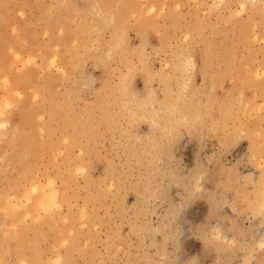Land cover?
Segmentation results:
<instances>
[{"label":"rangeland","instance_id":"374dc122","mask_svg":"<svg viewBox=\"0 0 264 264\" xmlns=\"http://www.w3.org/2000/svg\"><path fill=\"white\" fill-rule=\"evenodd\" d=\"M0 25L25 80L0 72V264H264V0H0Z\"/></svg>","mask_w":264,"mask_h":264},{"label":"bare ground","instance_id":"6f19581e","mask_svg":"<svg viewBox=\"0 0 264 264\" xmlns=\"http://www.w3.org/2000/svg\"><path fill=\"white\" fill-rule=\"evenodd\" d=\"M1 1H3V0H1ZM103 1V0H102ZM254 1V0H253ZM100 4V1L99 2H97V4ZM159 3V2H158ZM6 4V3H5ZM66 4V3H65ZM147 4V3H146ZM69 6V5H68ZM100 6V5H99ZM157 6V5H156ZM93 8L94 9H96V10H98V7H97V5H94L93 6ZM5 9V8H4ZM152 10H153V8H152ZM151 10V11H152ZM142 11V10H141ZM54 12V11H53ZM2 13V12H1ZM136 13H138V12H136ZM105 16V15H104ZM76 19V18H75ZM5 21V20H4ZM113 22H114V20H113ZM1 26V25H0ZM114 26H116V25H114ZM4 27V26H3ZM141 27H142V25H141ZM5 29V28H4ZM1 31V30H0ZM4 31H6V30H4ZM7 31H8V29H7ZM102 33V32H101ZM3 34V33H2ZM10 34V33H9ZM63 34H64V32H63ZM124 34V33H123ZM1 35V34H0ZM5 35V34H4ZM6 35H8V34H6ZM5 35V36H6ZM69 35V34H68ZM14 36V35H13ZM4 37V36H3ZM8 37V36H7ZM28 38V37H27ZM62 38H64L63 36H62ZM17 39V38H16ZM15 39V40H16ZM1 40H2V37H1ZM4 40V39H3ZM26 41H28V40H26ZM2 43V42H1ZM12 45H13V43H11ZM28 44H30V43H28ZM27 45V44H26ZM29 46V45H28ZM27 46V47H28ZM32 46V45H31ZM50 46V45H49ZM120 46V45H119ZM24 47V46H23ZM4 48H2V50H3ZM16 49V48H15ZM53 49V48H52ZM12 51V50H11ZM22 51H23V49H22ZM49 51V50H48ZM3 52V51H2ZM15 52V51H14ZM8 54V53H7ZM13 54V53H12ZM10 56V55H9ZM24 56V55H23ZM8 57V56H7ZM23 58V57H22ZM21 58V59H22ZM43 59V58H42ZM134 60V59H133ZM15 61V60H14ZM21 61V60H20ZM30 62V61H29ZM21 63V62H20ZM183 63V62H182ZM28 66H29V64H28V62L26 63ZM25 63L24 64H22V66H25L26 65ZM18 66V65H17ZM14 67V66H13ZM27 67V66H26ZM37 67V66H36ZM35 67V68H36ZM12 68V67H11ZM16 68V67H15ZM49 68V67H48ZM0 69H1V71L0 72H2V75L4 76V78H5V80H2L4 83H5V81L7 80V81H10V79H13L12 81H10L12 84H13V86L12 85H10V87H12V89H17L18 91L20 90L21 91V89L22 88H24L23 86H24V84H22L25 80H24V77L23 76H14V74L12 73V71L9 69V66H6L5 65V62H4V60L1 58V56H0ZM59 69V68H58ZM264 69V68H263ZM16 70V69H15ZM24 70V69H23ZM27 70V69H26ZM60 70V69H59ZM64 70V69H63ZM193 70V69H192ZM20 71H22V69L21 70H19V72ZM250 71V70H249ZM24 72V71H23ZM28 72V71H27ZM26 72V73H27ZM46 72H47V70H46ZM30 73V72H29ZM130 74V73H129ZM29 76L31 77L32 75H30L29 74ZM50 76V75H49ZM129 76V75H128ZM1 81V82H2ZM0 82V85H2L3 83H1ZM30 82V81H29ZM8 83V82H7ZM245 83V82H244ZM6 86V84H3V86ZM8 85V86H9ZM4 86V87H5ZM9 88V87H8ZM1 89H3V88H1ZM5 89H7V88H5ZM128 90V89H127ZM19 91V92H20ZM30 92V91H29ZM28 92V93H29ZM184 92V91H183ZM2 93V92H1ZM31 93V92H30ZM29 93V94H30ZM46 93V92H45ZM20 94H21V92H20ZM28 94V95H29ZM76 94V93H75ZM22 95V94H21ZM4 96V95H3ZM22 97V96H21ZM81 97V96H80ZM0 98H1V95H0ZM8 98H9V96H8ZM7 98V99H8ZM20 98V97H19ZM27 98V97H26ZM29 98V97H28ZM138 98V97H137ZM3 99V98H2ZM21 99V98H20ZM1 100V99H0ZM30 100V99H29ZM153 100V99H152ZM183 100V99H182ZM133 101H134V99H133ZM31 102V101H30ZM130 102V101H129ZM4 103L5 102H3V106L5 107V105L7 106L8 104L7 103H5V105H4ZM26 103H29V102H26ZM127 103V102H126ZM2 104V103H1ZM12 104V103H11ZM18 104H20L19 102H18ZM10 105V104H9ZM9 105H8V107H9ZM14 105V104H13ZM12 105V106H13ZM3 106H1L0 105V108L2 107V108H4ZM16 106H18L17 104H16ZM15 106V107H16ZM146 106V105H145ZM148 106V105H147ZM125 107V106H124ZM1 108V109H2ZM246 108V107H245ZM3 110V109H2ZM158 111V110H157ZM3 113H5V110H4V112ZM10 113V112H9ZM121 113V112H120ZM131 113V112H130ZM157 113V112H156ZM57 114V113H56ZM174 114V113H173ZM3 115V114H2ZM8 115V114H7ZM4 116H6V115H4ZM45 116V115H44ZM0 117H1V115H0ZM3 117V116H2ZM9 117V116H8ZM31 118V117H30ZM47 118V117H46ZM125 119V118H124ZM37 120V119H36ZM149 120V119H148ZM88 121V120H87ZM187 120H185V122H186ZM37 122V121H36ZM47 123V122H46ZM9 124V121H8V119L7 118H0V128L2 129V128H6V126ZM10 126V125H9ZM36 126V125H35ZM62 126V125H61ZM155 126H156V124H155ZM181 126V125H180ZM251 126V125H250ZM58 128H60L59 126H57ZM57 127H56V129H57ZM46 128V127H45ZM64 128V127H63ZM87 128V127H86ZM246 128V127H245ZM34 129V128H33ZM61 129V128H60ZM35 130V129H34ZM47 130V129H46ZM50 130V129H49ZM48 130V131H49ZM64 130V129H63ZM207 130V129H206ZM44 131V130H43ZM56 131V130H55ZM77 131V130H76ZM34 132V131H33ZM50 132L51 131H49V134H50ZM64 132V131H63ZM74 133H75V131H73ZM1 133H2V131H0V135H1ZM43 133V132H42ZM62 133V132H61ZM35 134V133H34ZM33 134V135H34ZM47 134V133H46ZM7 135V134H6ZM51 135V134H50ZM53 135V134H52ZM2 137V136H1ZM0 137V138H1ZM4 137V136H3ZM261 137V136H260ZM5 138L7 139V137L5 136ZM36 138V137H35ZM153 137H149V139L148 140H152V141H154V139H152ZM2 139V138H1ZM1 139H0V141H1ZM44 139H46V138H44ZM5 140V139H4ZM89 140V139H88ZM55 141V140H54ZM91 143V142H90ZM31 148V147H30ZM47 148V147H46ZM51 149V148H50ZM70 152V151H69ZM10 153V152H9ZM38 153V152H37ZM98 153V152H97ZM257 154V153H256ZM255 154V155H256ZM7 155V154H6ZM31 155H32V153H31ZM34 156V155H33ZM155 156V155H154ZM6 157V156H5ZM31 157V156H30ZM31 158H33V157H31ZM43 158V157H42ZM41 158V159H42ZM89 158V157H88ZM25 160V159H24ZM28 160V159H27ZM2 161H3V159H2ZM12 161V160H11ZM30 161V160H29ZM0 163H1V161H0ZM12 163V162H11ZM24 164H25V162H24ZM34 165V164H33ZM25 166V165H24ZM29 167V166H28ZM53 167V166H52ZM13 168H15V167H13ZM25 168H27V166L25 167ZM30 168H32V167H30ZM56 168V167H55ZM82 169V168H81ZM80 169V170H81ZM120 169V168H119ZM7 170V169H6ZM83 170H85V169H83ZM82 170V171H83ZM87 170V169H86ZM87 172V171H86ZM10 174V173H9ZM25 175V174H24ZM31 176H29V178H30ZM202 177H203V173H202V171L200 170V169H198V170H196L194 173H193V181H192V189H193V195L197 192V190H199L200 188H201V181H202ZM232 179V178H231ZM27 181V180H26ZM233 184V183H232ZM53 185V184H52ZM234 185H235V183H234ZM38 186H39V183H35L34 184V189H35V191H37L38 190ZM67 188V187H66ZM191 188H189V189H191ZM40 189V188H39ZM44 189V188H43ZM258 189H259V187H258ZM32 190V189H31ZM30 190V191H31ZM30 191H29V193H30ZM156 191V190H155ZM34 192V191H33ZM152 192V191H151ZM37 194V197L36 198H34L35 199V201H37V203L38 204H40V205H42L44 208H46V210L45 211H48V210H50V203L51 204H53V203H55V201H56V191H55V189H54V187L53 186H51L49 189H48V191L45 189V191L44 190H41L40 189V191H39V194L38 193H36ZM35 194V195H36ZM29 195V194H28ZM31 195V194H30ZM76 195V194H75ZM33 196V195H32ZM260 196V195H259ZM222 197V196H221ZM31 198V197H30ZM223 198V197H222ZM3 199V198H2ZM33 199V200H34ZM237 199V198H236ZM4 200V199H3ZM2 200V201H3ZM16 200H18V199H16ZM28 201V200H27ZM30 201V200H29ZM35 201H32V202H35ZM4 203V202H3ZM22 203V202H21ZM213 203V202H212ZM1 204V203H0ZM28 204V203H27ZM27 204H26V206H27ZM34 204V203H33ZM8 205V204H7ZM19 205V204H18ZM17 205V206H18ZM25 206V207H26ZM30 206H31V203H30ZM58 206H60V205H58ZM57 206V207H58ZM258 206L260 207V209H264V202H258ZM23 207V206H22ZM15 208V207H14ZM32 208H33V206H32ZM38 208V207H37ZM48 208V209H47ZM8 209V208H7ZM17 209V208H16ZM15 209V210H16ZM22 209V208H21ZM30 209H31V207H30ZM54 209V208H53ZM85 209V208H84ZM88 209V208H87ZM37 210V209H36ZM52 210V209H51ZM227 210V209H226ZM9 211V210H8ZM17 211H18V209H17ZM20 212H21V210H19ZM28 211V210H27ZM87 211V210H86ZM49 212V211H48ZM262 212V211H261ZM43 213V212H42ZM45 213V212H44ZM54 213V212H53ZM70 214V213H69ZM21 215V214H20ZM42 215V214H41ZM46 215V214H45ZM52 215V214H51ZM32 216H33V214H32ZM44 216V215H43ZM84 216V215H83ZM88 216V215H87ZM23 217V216H22ZM16 218V217H15ZM33 218V217H32ZM45 218V217H44ZM20 219V218H19ZM27 219H28V217H27ZM36 219V218H35ZM54 219V218H53ZM39 220V219H38ZM49 220V219H48ZM72 220V219H71ZM27 221V220H26ZM30 221V220H29ZM34 221V220H33ZM32 221V222H33ZM41 221V220H40ZM66 221V220H65ZM68 221V220H67ZM218 222V221H217ZM30 223V222H29ZM28 223V224H29ZM34 223V222H33ZM32 223V224H33ZM49 223V222H48ZM31 224V225H32ZM180 224V223H179ZM9 225V224H8ZM20 225V224H19ZM183 225V224H182ZM21 226V225H20ZM10 228H12L11 226H9ZM16 227V226H15ZM27 227V226H26ZM225 226L223 225H221L219 222H218V224H213V226L210 228V230H209V233H208V238H209V240L213 243V244H215V245H217V246H225L226 244H228L229 242H232V240L234 241V239L232 238V236H230V234L226 231V229L224 228ZM5 228V227H4ZM17 228H18V225H17ZM168 228V227H167ZM21 229V228H20ZM30 229V228H29ZM24 230V229H23ZM263 230V229H262ZM22 231V230H21ZM25 231V230H24ZM29 233H27V235H28ZM72 234H73V232H72ZM8 235V234H7ZM34 235V234H33ZM22 236V235H21ZM25 236V235H24ZM72 236V235H71ZM259 236V235H258ZM258 236H256V235H254V240H257L258 239ZM35 238V237H34ZM33 238V239H34ZM39 238V237H38ZM20 239V238H19ZM16 240H17V238H16ZM16 240H15V242H16ZM45 240V239H44ZM253 240V241H254ZM19 241V240H18ZM76 241V240H75ZM252 241V242H253ZM72 242V241H71ZM264 241H259L258 243L259 244H262ZM32 243H34L33 241H32ZM251 243V242H250ZM254 243V242H253ZM252 243V244H253ZM251 244V245H252ZM66 245V244H65ZM69 245V244H68ZM19 246H20V244H19ZM22 246V245H21ZM18 248V247H17ZM52 248V247H51ZM20 249H22V248H19V250ZM52 250V249H51ZM24 251V250H23ZM25 252V251H24ZM1 255V254H0ZM7 256V255H6ZM62 256V255H61ZM41 257V256H40ZM44 259V258H43ZM62 259V258H61ZM60 260V259H59ZM26 261H27V259H26ZM29 261V260H28ZM27 261V262H28ZM247 262V261H246ZM2 264V263H1ZM24 264H25V262H24ZM31 264V263H30Z\"/></svg>","mask_w":264,"mask_h":264}]
</instances>
